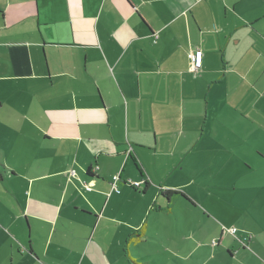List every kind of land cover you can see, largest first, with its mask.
<instances>
[{
  "label": "crops",
  "instance_id": "0c3cea01",
  "mask_svg": "<svg viewBox=\"0 0 264 264\" xmlns=\"http://www.w3.org/2000/svg\"><path fill=\"white\" fill-rule=\"evenodd\" d=\"M263 147L264 0H0V264H264Z\"/></svg>",
  "mask_w": 264,
  "mask_h": 264
},
{
  "label": "rangeland",
  "instance_id": "374dc122",
  "mask_svg": "<svg viewBox=\"0 0 264 264\" xmlns=\"http://www.w3.org/2000/svg\"><path fill=\"white\" fill-rule=\"evenodd\" d=\"M263 148L261 149L262 151H263ZM253 150H254V147H249L245 150V152L248 153V152L253 151ZM257 160L258 161H255L252 163L253 168H252V170H249V171H248L249 165H247V163L244 161H240L241 164H240L239 168L242 169L241 173H242V175H244L242 178L245 182L251 181L253 179L251 175H253L254 178L256 176V178H255L256 180H262L263 181L264 174L263 175H262V173L259 174V172L263 171V173H264V158L262 157L261 159H257ZM234 171H235L234 169L226 170V172H234ZM254 171L257 172V174H253ZM236 175L237 174L235 172L233 177L235 178ZM247 175H249V179L244 178ZM226 183H227V181H226ZM208 202L211 203L210 198L208 199ZM209 203H208V205H210ZM206 208H208V207L205 204H199L198 207H195L194 205L191 204V207L188 208V207L184 206L183 203L179 202L177 204V206H175V212H178V211L183 212L185 217H189V219H187V222H189V220H190L191 224H193L194 231H196L198 227H201L202 223H207V221L204 218ZM213 211H215V210H213ZM172 216L176 219L174 214H172ZM224 218H225V221L230 220L232 222L231 217H230V219H228L227 217H224ZM207 224H210V222ZM209 230L212 231L213 227L210 228ZM219 261H220V258H219ZM221 261L223 262V259ZM180 264H182V263L180 262Z\"/></svg>",
  "mask_w": 264,
  "mask_h": 264
},
{
  "label": "built area",
  "instance_id": "2783aa9c",
  "mask_svg": "<svg viewBox=\"0 0 264 264\" xmlns=\"http://www.w3.org/2000/svg\"><path fill=\"white\" fill-rule=\"evenodd\" d=\"M157 38V37H156ZM188 59L191 63V70L194 73H197L198 71H200V69L202 68V63H203V53L201 50H195V51H190L188 53ZM119 180V177L116 176L114 177V185L113 188L116 190V192H119V190L117 189L116 183ZM133 187L137 188V187H141L143 183H130ZM229 232L231 234H234L236 232V229H230Z\"/></svg>",
  "mask_w": 264,
  "mask_h": 264
}]
</instances>
